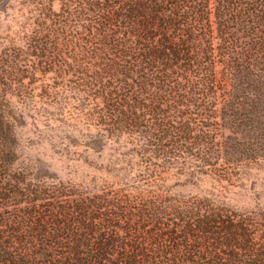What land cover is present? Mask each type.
<instances>
[{
  "label": "trees",
  "instance_id": "trees-1",
  "mask_svg": "<svg viewBox=\"0 0 264 264\" xmlns=\"http://www.w3.org/2000/svg\"><path fill=\"white\" fill-rule=\"evenodd\" d=\"M17 106L99 161L37 173ZM0 264H264V0H0Z\"/></svg>",
  "mask_w": 264,
  "mask_h": 264
},
{
  "label": "rangeland",
  "instance_id": "rangeland-1",
  "mask_svg": "<svg viewBox=\"0 0 264 264\" xmlns=\"http://www.w3.org/2000/svg\"><path fill=\"white\" fill-rule=\"evenodd\" d=\"M12 115L19 124L23 159L36 168L37 173L48 170L63 178L71 175L84 177L88 167L83 159L87 156L89 160L99 161L94 149L88 148L86 143L100 148V139L86 136L85 130H80L82 128L79 125L73 126L71 121H57L40 110H25L23 114L19 106L12 110ZM212 187L210 180L205 178L200 182L189 183L183 189L210 192L213 191Z\"/></svg>",
  "mask_w": 264,
  "mask_h": 264
}]
</instances>
